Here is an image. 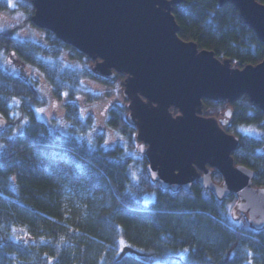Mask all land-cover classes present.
<instances>
[{
	"label": "trees",
	"instance_id": "1",
	"mask_svg": "<svg viewBox=\"0 0 264 264\" xmlns=\"http://www.w3.org/2000/svg\"><path fill=\"white\" fill-rule=\"evenodd\" d=\"M20 7L32 15L30 0ZM7 8L8 0H0V10ZM172 15L180 39L219 60L243 68L264 58L263 44L231 4L183 0ZM43 33L37 42L0 32V117L7 121L0 132V264H264V228H250L241 214L232 218L233 193L219 200L199 183L186 193L151 181L145 156L135 150V128L125 120V76L94 75L90 59ZM11 52L38 72L54 100H65L68 134L38 118L36 82L8 70L4 57ZM84 81L108 87L109 101L114 92L119 98L106 111L105 128L118 138L112 145L102 132L89 141L78 136L95 128L91 117H80L78 102L104 97L88 93ZM203 104L207 117L231 109L224 130L239 139L234 164L253 171V187L264 188V113L247 96ZM212 179L221 182L216 170Z\"/></svg>",
	"mask_w": 264,
	"mask_h": 264
},
{
	"label": "water",
	"instance_id": "2",
	"mask_svg": "<svg viewBox=\"0 0 264 264\" xmlns=\"http://www.w3.org/2000/svg\"><path fill=\"white\" fill-rule=\"evenodd\" d=\"M182 1L30 0V22L90 59L94 75L109 80L125 76L120 90L125 120L135 128V150L145 156L152 182L162 190L186 193L199 183L219 200L233 193L232 218L241 214L250 228L261 230L264 188L253 187V171L234 164L239 139L224 130L231 109L220 118L207 117L203 100L231 104L247 96L264 113V58L238 68L180 39L172 8ZM218 3L233 5L264 46V4ZM7 64L13 61L8 58ZM6 125L0 118V132ZM214 170L220 183L212 179Z\"/></svg>",
	"mask_w": 264,
	"mask_h": 264
},
{
	"label": "rangeland",
	"instance_id": "3",
	"mask_svg": "<svg viewBox=\"0 0 264 264\" xmlns=\"http://www.w3.org/2000/svg\"><path fill=\"white\" fill-rule=\"evenodd\" d=\"M22 0H8V8L0 10V32H7L14 35L18 39H30L33 41L41 42L44 40V33L35 28L30 23V15H26L25 11L21 9L20 3ZM11 59L13 65L7 66L8 70L20 77L33 79L36 84V89L39 91L42 105L36 111L38 118L44 123L48 124L52 130L60 131L61 133L68 134L71 127L70 122L66 117L65 100L57 101L51 97L50 89L45 80L38 74V72L30 67L24 66L19 63L15 58L7 55L4 61ZM65 63L69 67H79L77 61L65 59ZM20 65V69L16 66ZM37 76L38 78H35ZM84 85L88 93H102L104 97L99 101L92 103L78 102L80 105V117H91L94 121V131L88 135H78L80 139L89 141L93 134L102 132L107 139V145H112L118 139L113 132L105 128L106 111L110 104L118 102L119 98L114 92V96L110 99L105 97L108 92H112L108 87L94 81H84ZM124 252L131 253L129 248H124Z\"/></svg>",
	"mask_w": 264,
	"mask_h": 264
},
{
	"label": "flooded vegetation",
	"instance_id": "4",
	"mask_svg": "<svg viewBox=\"0 0 264 264\" xmlns=\"http://www.w3.org/2000/svg\"><path fill=\"white\" fill-rule=\"evenodd\" d=\"M22 78H23L24 80H25V79H28V78H25V77H22ZM48 87H49V86H48ZM51 97H52V96H51Z\"/></svg>",
	"mask_w": 264,
	"mask_h": 264
}]
</instances>
